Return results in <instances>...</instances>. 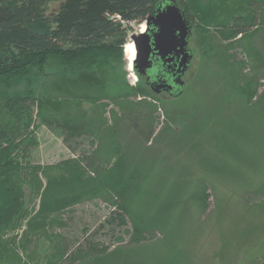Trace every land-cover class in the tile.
Segmentation results:
<instances>
[{
	"label": "trees",
	"instance_id": "1",
	"mask_svg": "<svg viewBox=\"0 0 264 264\" xmlns=\"http://www.w3.org/2000/svg\"><path fill=\"white\" fill-rule=\"evenodd\" d=\"M162 1L0 0V264H190L179 232L189 222L188 207H205L206 182L179 172L175 179L173 170L188 161L178 156L187 154L201 175L217 180L243 178L248 164L260 170L264 88L258 95L256 76L246 77L243 63L222 55L231 48L249 55L246 40L264 32V0H175L201 57L235 75L231 87L242 109L228 111L231 101L216 97V115L197 98L176 97L177 109L166 116L178 126H165L164 140L152 139L156 99H146L142 82L132 88L124 80L119 46L126 30L111 18L116 12L125 20L147 18ZM33 109L40 125L66 140L90 138L93 150L51 166L29 162L37 145ZM256 118L259 145L249 129ZM130 129L136 139L144 135L141 142L127 140ZM209 140L220 152H210ZM238 144L247 151L239 150L242 159ZM98 199L114 208L109 223H130L128 245L70 252L54 228L76 205Z\"/></svg>",
	"mask_w": 264,
	"mask_h": 264
},
{
	"label": "rangeland",
	"instance_id": "2",
	"mask_svg": "<svg viewBox=\"0 0 264 264\" xmlns=\"http://www.w3.org/2000/svg\"><path fill=\"white\" fill-rule=\"evenodd\" d=\"M193 33L192 28V35L188 38L187 49L194 51V57L181 80L183 91L179 96L185 100L182 101L181 98L179 102L183 103L186 100L197 98L200 103H208L211 106L210 109L206 108V111L215 112L211 100L216 97H224L227 99L226 101H231L227 110L231 111V107V109H236L240 115L242 100L240 96L234 97L237 93L231 87L235 75L229 67L220 70L216 67L214 61L210 62L208 59L201 57L197 43L194 40L196 39V32ZM254 37L251 40H246L248 41V47L251 48V50L248 48L249 55L239 48H231L227 51L222 49L226 55L223 52L221 54L223 53V57L228 55V61L232 65L236 62L243 63L242 73L246 77L256 76L255 83L259 95L264 88V32H260ZM226 43L223 42L222 46ZM218 47L215 50L220 48ZM124 63L126 62L123 61L122 64ZM142 84L141 87L145 89L149 97L146 99L148 101L156 99L157 102L153 103L159 107L154 115L155 121L152 125L154 131L152 139L155 136L158 138L165 126L172 128L178 126L166 116L167 111L172 113L177 109V106L172 103L176 98L166 93L157 94L151 91L148 85L143 82V79ZM33 111L32 131L37 145L29 150V162L41 166H51L64 160L88 156L93 150V146L89 143L90 138L66 140L62 135H56L46 126L40 125L35 118V109ZM106 117L109 118V114ZM221 118L219 115V117H215V120ZM254 123L256 126L253 124V128L247 126L251 131L253 130L252 140L256 145H259L256 139L260 137L262 131L257 118ZM166 135L163 132L159 139L164 140ZM143 136L141 134L140 138L136 139L133 129L126 132L127 140L132 142H141ZM207 142L209 144H206L212 149L210 150L211 153L220 152V149L212 146L214 141L209 140ZM161 145H156V147L158 148ZM238 146L237 154L242 159L240 153L246 150L241 147L242 145L238 144ZM179 158L181 162H183L182 158H186L188 161L186 164L179 165L178 169L173 170L175 179L179 180L177 174L179 172L185 178L186 176L192 179L201 178L206 182L207 198L205 207L200 209V206H187L190 215L189 222L181 226L179 232L180 234L183 233V244L188 252L190 264H264V193L262 192L264 189V161H262L260 170L256 169L255 171H252L248 164L249 170L245 172L247 175L242 174L243 178L239 180L233 178L223 179L220 176L222 180L226 181L224 182L217 180L218 178L215 175L209 177L204 176V174L201 175L203 170L192 164L193 160L189 159L190 157L187 154L179 155L177 159ZM174 160L176 159L174 158ZM239 162H237V166L239 164L243 165L241 161ZM175 164L173 162L172 165ZM196 164L199 163L196 162ZM184 165L185 167H181ZM243 168L246 169L245 166ZM238 175H241V173L238 172ZM205 177L208 179H205ZM251 185L252 188H248ZM187 188L193 190V187H186V191ZM37 203H35L36 208ZM113 212L114 208L101 199L86 201L65 213L62 217L64 226H56L54 231L63 236L70 252L79 247H88L89 244H100L108 247L109 250L127 246L129 234L125 230L131 229L130 223L126 222L124 226L109 223V218L113 216ZM155 235L157 240L162 238L160 233L156 232ZM7 236L9 235L7 234Z\"/></svg>",
	"mask_w": 264,
	"mask_h": 264
},
{
	"label": "water",
	"instance_id": "3",
	"mask_svg": "<svg viewBox=\"0 0 264 264\" xmlns=\"http://www.w3.org/2000/svg\"><path fill=\"white\" fill-rule=\"evenodd\" d=\"M151 32L133 36L137 47V58L134 62L135 70L139 75L150 70L157 53L166 64L170 65L171 72L174 65L175 72L180 76L190 65L193 53L187 50L188 38L191 35V24L186 20L184 13L178 8L175 0L160 2L154 11L147 17ZM152 58V59H151ZM175 81L181 87L179 92L174 91L178 97L183 91V83ZM157 91H167L173 94L169 85L156 82Z\"/></svg>",
	"mask_w": 264,
	"mask_h": 264
},
{
	"label": "clouds",
	"instance_id": "4",
	"mask_svg": "<svg viewBox=\"0 0 264 264\" xmlns=\"http://www.w3.org/2000/svg\"><path fill=\"white\" fill-rule=\"evenodd\" d=\"M111 18L116 21H120L121 26L126 30L125 38L119 47L122 53V60L126 62L123 64L122 71L125 73L124 80L127 84L132 88H136L141 84L142 79L144 83L148 80L159 81L167 79V83L170 86L171 91L174 88L178 93L181 87L174 82L176 79L175 75L168 71L170 65L166 64L157 53L154 56L157 63L152 64L150 62L151 71L147 74V76H145V74L141 76L135 70L134 62L137 58V47L135 41L133 40V36L138 37L141 34L151 32L152 27L148 24L147 18L125 20L120 12L114 13ZM137 98L140 99L142 97L138 96Z\"/></svg>",
	"mask_w": 264,
	"mask_h": 264
},
{
	"label": "flooded vegetation",
	"instance_id": "5",
	"mask_svg": "<svg viewBox=\"0 0 264 264\" xmlns=\"http://www.w3.org/2000/svg\"><path fill=\"white\" fill-rule=\"evenodd\" d=\"M188 50V49H187ZM188 51H190V52H192L193 53V55H192V59H193V57H194V51H192V50H188ZM152 59V58H151ZM192 59H191V61H192ZM191 61H190V64H191ZM155 63H157V61H153V64H155ZM190 66V65H189ZM188 69V68H187ZM151 71V69L150 70H147L146 72H145V76H147V74L149 73ZM187 71V70H186ZM186 71L180 76V79H179V76H178V74L175 72V69H174V65H172V69H171V73H173L174 75H175V77H176V79H175V81H177L178 79L181 81L182 80V78H183V76L185 75V73H186ZM144 74H142L141 76H143ZM174 81V82H175ZM156 82H164V83H166L167 85H168V83H167V79H163V80H159V81H152V80H148V81H146V84L148 85V87H149V89L151 90V91H153V92H155V93H157V94H161V93H166L167 95H169V96H173V97H175L174 95V91H175V89L173 88V94L171 93V92H167V91H160V92H156L157 90V84L158 83H156ZM182 82V81H181ZM176 98V97H175Z\"/></svg>",
	"mask_w": 264,
	"mask_h": 264
}]
</instances>
